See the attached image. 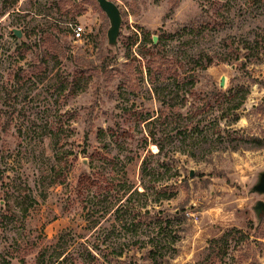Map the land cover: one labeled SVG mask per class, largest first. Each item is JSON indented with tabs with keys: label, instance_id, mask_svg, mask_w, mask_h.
<instances>
[{
	"label": "rangeland",
	"instance_id": "obj_1",
	"mask_svg": "<svg viewBox=\"0 0 264 264\" xmlns=\"http://www.w3.org/2000/svg\"><path fill=\"white\" fill-rule=\"evenodd\" d=\"M111 1L0 0V264H264V0Z\"/></svg>",
	"mask_w": 264,
	"mask_h": 264
},
{
	"label": "trees",
	"instance_id": "obj_2",
	"mask_svg": "<svg viewBox=\"0 0 264 264\" xmlns=\"http://www.w3.org/2000/svg\"><path fill=\"white\" fill-rule=\"evenodd\" d=\"M152 43H153V40H152ZM236 59H239V58H236ZM148 70H149V76L151 77L152 84H153V86L155 88V92H156V94L160 95L161 93H163L164 91L167 90L166 87L168 85H165V88L163 89V91L161 89H159V86L156 85L157 82L152 79V72H151V70L150 69H148ZM174 84H175V87H179L180 88L181 81L178 80V79H174ZM230 94H232V91H229L228 93L220 92V93H218L216 100H218L220 102L223 99H226V100H229L230 101V99H231L230 98ZM175 99H176L175 97H172V96L169 97V101H168L169 104H170V102L174 101ZM245 99H246V96H244L238 103H236L232 107H229L228 108V112H235V111L239 110L243 106V104L245 103ZM165 100L166 99H163V101H162L163 104L165 103ZM212 100H210V104L213 103ZM238 118L239 117L237 116L236 117V120H238ZM155 120L156 119H154V121ZM157 146L159 147V151L161 153L163 151V148L164 147L162 145H160V144H157ZM238 149H239V147H236L235 150H238ZM147 163H148V159L145 158L143 160V162H142V176H143V179H146L150 175V171H149V169L147 167L148 166ZM143 189H144V191L141 192V193L142 194H145L146 191H147V186L144 185L143 186ZM135 192L138 193V194L140 193V191H137L136 190V191L132 192L129 197L131 198ZM171 197H173V195L167 194V195H165L164 198L167 199V200H169V199H171ZM234 232H238L239 234H241L242 238L245 239V237H244V235H243V233L241 231L231 230L230 232L226 233L220 239H214V240L211 241V244H210V246L208 248V251L210 252V254L212 256H214L215 258H225V257H227V255H228L229 241H230V238L232 237V235L234 234ZM94 259H96V258L94 257ZM67 262H68V257L67 256L64 257V254H61L59 256V258H58V260H57L56 263L57 264H67Z\"/></svg>",
	"mask_w": 264,
	"mask_h": 264
},
{
	"label": "water",
	"instance_id": "obj_3",
	"mask_svg": "<svg viewBox=\"0 0 264 264\" xmlns=\"http://www.w3.org/2000/svg\"><path fill=\"white\" fill-rule=\"evenodd\" d=\"M100 8L105 12L107 17L111 23V29L108 32V39L111 44H115L117 42V38L120 31L121 26V13L119 7L111 0H97ZM15 35L17 37H22V33L18 30H15ZM157 38H154V42L156 43ZM220 86L223 88L225 86V78H222ZM194 173L191 172V176ZM254 191L258 193H264V174L261 176L260 182L258 185L254 187ZM257 210L259 214H264V203L261 202L257 205Z\"/></svg>",
	"mask_w": 264,
	"mask_h": 264
},
{
	"label": "built area",
	"instance_id": "obj_4",
	"mask_svg": "<svg viewBox=\"0 0 264 264\" xmlns=\"http://www.w3.org/2000/svg\"><path fill=\"white\" fill-rule=\"evenodd\" d=\"M69 26L72 30L73 39L75 41L87 42L90 40V34L83 25L69 24Z\"/></svg>",
	"mask_w": 264,
	"mask_h": 264
}]
</instances>
